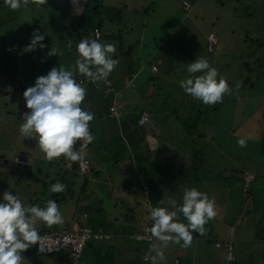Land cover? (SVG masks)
<instances>
[{"label":"rangeland","instance_id":"rangeland-1","mask_svg":"<svg viewBox=\"0 0 264 264\" xmlns=\"http://www.w3.org/2000/svg\"><path fill=\"white\" fill-rule=\"evenodd\" d=\"M69 1L74 11L72 13L78 14L77 12L81 9V0ZM183 2L184 4L186 3L185 5L188 8L185 7ZM102 3L103 5L112 6L113 13L117 11H115L117 8L121 10L120 17L116 20L118 24H113L112 29L115 30V27H118L122 31H126V28H133L132 36H129L128 40L125 39L124 45L138 43V46L136 45L137 48L133 52V55L137 53V57L133 56L132 59L126 60L117 54L119 43L117 44L115 40L112 41L117 49L112 58L118 59L119 63L110 73L107 81H102L107 83L110 78H117L118 73L127 72L129 68L125 67V63H130L135 73L131 81L125 84V88L120 95H126V99L129 98L130 104L133 103L138 106L142 104L145 107H149L148 103L150 101L148 102L147 97H150L152 110H155L152 113H155V115L152 118V113L146 110L145 112L150 115V120L155 118V121L160 124L155 125L153 132H149V137L145 138L149 145L146 148H141L143 144L139 145L137 149L138 155L136 149L128 144L126 135L125 133L123 134V130L120 128L119 117L114 115L115 119H113L109 114L107 115L106 111L102 112L99 118H95L92 122L94 140L88 150H86V146L82 141L81 153L86 156L87 151L91 161V171L86 173L87 171L79 170L81 175L72 177V183H75L74 185L71 184L73 196H69L67 201L62 202L59 206L62 205L60 211L63 216V223L69 222L72 226L74 221L79 219L82 211H84L87 216L81 217V220H86L88 225L93 228L103 225L106 230L114 231L118 236L119 233L114 230L113 225L108 221H115L114 225L123 227V225H130L132 222L138 225L147 220L145 208L148 209L149 207L145 205L143 196L139 194L145 178L139 171L140 164L138 166L134 165L136 164L134 155L140 156V160L143 159L141 161H150L146 178L153 180L152 176L159 174L161 187L167 184V176L173 177L172 173L174 172L171 168L169 169L170 163L168 162H172L174 154L169 149L174 148L179 143L182 129L181 126H177L171 111L185 101L195 100L188 94L183 97L184 92L180 87V81L190 78L192 75L187 72L188 64L195 62L196 59L201 57L206 58L210 67L218 70L217 79L219 80L220 77H223L227 82H231V84L228 83L229 88L231 90L235 89L236 83L239 82V72L235 67L237 62L233 58L241 53L243 47L239 40L246 32H251L253 29L254 32L255 30L260 32V29L264 31V0H102ZM0 7L6 12L9 9L13 15L17 11L6 7L3 0H0ZM38 7L39 3L31 5L27 1V8L18 9V11L23 10V12L15 19L17 21L16 25L20 30V32L17 30V34H19L17 40L0 39V202H3L4 192L9 191L13 195L18 196L25 206L31 205L28 202L29 199L31 202L35 199L34 193H31L33 190L37 193L41 191L42 186L39 182H36V178H44L47 181L46 194L39 199V202L45 201L43 205L46 206L47 201L51 199L49 196L55 194L49 190L50 186L60 182L65 185V190L62 192L65 193L69 186L65 182V178L67 177L69 181L71 172V163L65 157L54 159L59 162L60 166L55 165L54 168H57V170L52 171L48 178L41 177V174H32L30 177L27 175V167H15L14 164V162L26 165L31 163L32 167L37 165L38 158L44 155L40 151L34 136L27 138L19 132V127L24 122L22 119L23 115L29 111L26 107L23 93L28 87L35 85L38 77L46 76L53 67L59 68L60 65H63L66 70H73L76 61L72 58L57 61L58 58L49 55L52 47L59 48V42L45 26L29 24L30 34L26 35L24 29L29 20L28 15L30 16L31 13H44V10ZM248 16L255 18L248 21ZM37 30L41 35H44L45 39L42 43L46 47L40 49L37 46L32 52H24L23 49L30 44L33 32ZM210 33L218 38V44L212 52H209L207 48V38ZM45 51L46 54H43ZM169 62L173 65L171 73L169 75L162 74V71L159 73L158 63L166 67ZM151 63L157 66L156 69H153ZM227 63H229L228 68L225 65ZM201 74L196 73L195 75ZM258 74L260 80L257 86L264 94V71H260ZM80 76L78 70L74 71L75 79ZM224 97L228 96L225 94ZM259 100L254 99L252 101L258 104ZM229 105L230 102L226 104L223 100L220 109L228 110L227 107ZM226 112L221 114L218 111L214 116L213 114L210 115V122L215 119L217 122L214 128H206L208 126L206 124H201L200 127L204 128L201 131L203 134L202 139L210 142L211 146H213V152L218 158L214 165L216 172L217 169L218 171L226 169V172H228L230 169L246 167L247 162L250 161V157H248L250 152L244 149L246 147L242 149H244L243 152H247V157L244 156L241 150H238L240 152L239 155H232V153L216 146L221 145L224 141L227 143L225 137L228 131L238 126L236 120L231 123L232 116H228L225 114ZM165 119L170 121H165ZM171 121L176 125L172 123L171 125ZM214 129L217 131H214ZM236 132H238V129ZM258 135L259 133L255 132L253 137L258 138ZM165 144H167L166 147ZM168 145L170 146L168 147ZM216 150H219L221 154L217 153ZM19 152L27 153L29 157L20 159L18 156ZM150 154H157V156L151 158ZM16 155L17 157H15ZM251 157L254 158L252 155ZM141 161L137 162L141 163L143 167L144 165ZM44 162L45 166L48 167V160L44 159ZM259 162V166L254 164L252 167L257 176L264 174V161L259 160ZM48 170L50 169L48 168ZM179 172L187 174L185 169ZM64 173L65 176L63 177ZM163 175L166 177L163 178ZM180 176L181 178L183 177V175ZM189 176H191L190 173ZM227 178L232 179L229 182L232 183L233 187L235 186L234 192L230 193L232 200L228 208L232 210L233 206H236L239 202L243 206V211L249 210V206L245 202L246 196L239 189L241 182L234 180L230 176H222L217 181L220 186L216 187L212 184L209 187L208 185L205 190L210 199H215V210L217 212L216 217L209 221L210 223L223 219L225 223L228 220V217L225 218L228 216L227 214H232L231 211L216 204L217 201L224 197L223 193L228 192L222 189L224 185L226 187V181L222 179ZM172 179L174 181V178ZM83 182L85 183L86 191H81ZM184 184L186 185L187 183ZM251 185L252 196L247 199H253L251 214L257 213L259 222L262 215L260 209L264 206V179L258 178ZM185 188L188 187L186 186ZM226 189H229V187H226ZM182 197L183 191H180L178 198L181 202ZM86 200L87 204H85ZM95 201H100L101 206ZM164 206L170 211L175 210L170 204ZM106 220H108L107 224ZM42 223L38 222L37 224L40 225ZM77 223L81 224L79 220ZM254 231L253 227L250 233L254 234ZM218 233L219 237L223 236L220 231ZM256 235L258 240L262 239L264 237V229L261 228ZM195 241H192V247ZM97 242H102V251H106L108 246L113 249L112 259H114L112 264H123L125 261L129 264H151V260L143 262L142 258L149 252V248L152 245L148 242H121L120 240L110 243L104 240H92L89 243L94 244ZM156 243L159 242L157 241ZM116 244H119L118 249L114 246ZM236 245L246 249V243L237 240ZM188 248L169 243L168 247L164 249L165 259L163 261L158 260V264H174L175 256L180 260V264H183ZM221 249L224 259H221L220 264H226L225 250L223 247ZM98 252L99 248L91 255H88L91 261L95 260L94 257ZM151 255H155V253ZM42 256L51 264L57 262V259L53 258L54 255L44 254ZM23 258L21 264H30L32 261L28 256L24 255Z\"/></svg>","mask_w":264,"mask_h":264},{"label":"trees","instance_id":"trees-1","mask_svg":"<svg viewBox=\"0 0 264 264\" xmlns=\"http://www.w3.org/2000/svg\"><path fill=\"white\" fill-rule=\"evenodd\" d=\"M29 4L35 5L36 3H39V0H27ZM23 2V0H22ZM99 4V5H98ZM44 10V13H31L27 23V26L25 27L26 35H29V24L35 25H42L48 28L49 31H51L52 35L55 36L57 41L59 42V49L63 51V55H57L53 56L55 58H58L59 60H66L72 58L73 60L78 59V53L76 46L82 39H96L98 42L104 44V43H113L112 41H117L118 44V55L123 59H132L133 56L137 57V53L133 55V52L138 46V43L124 45L125 39H127L129 36H132L133 28L129 27L126 28V31H122L118 27H115V30L112 29L113 24L116 23V20L120 17V11L119 8L115 9V13L112 6L103 5L102 0H81V9L78 14L72 13L74 12L72 10L71 4L69 0H47L46 4L41 5L39 3V7ZM100 8V10H99ZM6 12L2 7H0V39H13L17 40L18 35L17 30H19V27L16 25L17 19L22 11H16V13L13 15L12 12L9 11V9ZM144 11V10H142ZM136 13V11H135ZM57 14V15H56ZM252 16H248L247 20L251 21ZM264 19V18H263ZM256 22V21H254ZM145 29V28H144ZM260 29V28H259ZM31 31V30H30ZM95 31L98 32V36L95 34ZM20 32V30H19ZM18 32V33H19ZM23 32V31H22ZM217 38V36H216ZM128 40V39H127ZM71 41V50H69L68 45ZM240 44L242 45L241 53L237 54L233 59L237 62L236 63V69L239 72V77L235 89L230 91V93H227L223 100L226 102V104L230 105L227 107L228 110H222L220 109V105H222L223 101L219 103L218 105L210 106V105H204L200 100L195 99L194 101L188 100L184 103H181L178 107L174 108L171 111V115L173 119L176 121L177 126H181L182 134L181 139L179 143L176 144L174 148L169 149V151H172L174 154V157L172 158V162L170 163L169 169L171 168L174 173L173 177L176 182V189L175 192L178 194L180 191L184 189V187H195L198 191L206 192L205 190L208 188V185L215 184V180L220 178L222 176L225 177H231L234 178V180H237L238 182H241V185L239 186L240 191L246 196V199L249 196H252V190H251V184L258 178L264 179V174L261 176H257L256 172L253 171L252 167L255 165L259 166L260 162L258 161H264V94L263 91L259 90V87L257 86L259 82V72L264 71V31L260 29V32L258 30L254 29L251 32H246L243 37L239 40ZM114 44V43H113ZM218 44V38L216 44L212 47V52L215 48V46ZM137 45V46H136ZM169 53V52H168ZM171 53V52H170ZM43 54H46V51L43 52ZM1 56V55H0ZM171 56V55H170ZM171 58V57H170ZM233 62L235 63V61ZM56 62V61H54ZM159 65V73L162 71V74L169 75L171 71L173 70V65L169 62L168 65L165 67L163 64ZM153 63H151V66ZM228 68L229 63L225 64ZM231 65V63H230ZM125 67L129 68L127 72L122 71L121 74L118 73L117 78H110L109 82L104 83L102 80L96 82H92L88 78L84 76H80L76 79L77 83H81V86L86 89V97L85 100L82 102L81 107L85 111H90L94 119L99 118L102 112L106 111L107 115L109 114L110 117H113L115 119V116L112 115L110 108L115 107L117 110V116L119 117V125L120 128L123 130V134L125 133L127 142L131 147L137 149L139 148V145L143 144L141 148H146L149 144L146 137H149V132H153L155 129V125L160 124L157 121H155V118L152 119L155 115L152 112H155V110H152V104L151 98L147 97L148 105L149 107H145V105H135L133 103H129V98L126 99V95H120L121 91L125 88V84L127 82L131 81L132 76L134 75V71L131 68L130 63H125ZM230 67V66H229ZM223 70H225L222 67ZM124 73V75H123ZM127 73V74H125ZM152 79V77H150ZM149 78V80H150ZM243 79V80H241ZM218 80V79H217ZM237 80V81H238ZM227 83L231 84L230 81ZM182 89V88H181ZM183 90V89H182ZM233 91V92H232ZM184 92V91H183ZM182 92V93H183ZM147 95V94H146ZM187 94L184 92L183 97H185ZM261 95V96H260ZM129 97V96H128ZM261 97V98H260ZM226 98V99H225ZM254 99H260L258 104H255ZM145 102V101H144ZM183 102V101H182ZM226 108V107H225ZM232 108V109H231ZM220 109V110H219ZM146 111H149L151 114V120L149 115V120L144 125H139L138 120L141 117L142 113ZM220 111L221 114H224L222 112H226L228 116H232V122L234 123L235 120L237 121L235 129L233 130H227L228 134L225 137V140L221 145H216L218 148H223L224 150L230 152V153H236L239 155V150L243 152L244 149H246L248 152H250V156L247 154V152H243L244 156L248 155L250 157V161L247 162L246 167H241L239 169H230L228 172H226V169L220 170L219 175H215L212 173H207L208 171H211V169H214L215 167L212 165L216 160H218L217 156L213 152V146H211L210 142L205 141L202 139L203 134L201 131L204 130V128H200L201 124L208 125L206 128H214L216 126V119L213 120V122H210V115ZM147 113V112H146ZM89 124V131L94 136L93 133V127L92 122ZM170 121L168 119H165V121ZM152 121V122H151ZM174 124V122H170V124ZM171 124V125H172ZM238 129V132L236 130ZM214 131H217L214 129ZM252 131V132H251ZM251 132V133H250ZM258 132V138H254L252 135ZM214 139V137H213ZM239 139H245L247 141L246 148L242 149L238 146L237 141ZM215 140V139H214ZM171 144V143H170ZM167 144H165L166 147ZM209 145V147H208ZM237 145V148H236ZM83 146L82 141H77L74 145V150L78 151L82 157V159H85L87 156L82 155L81 153V147ZM91 144L86 145V150H88V147L90 148ZM170 145H168L169 147ZM211 146V147H210ZM205 148V150H204ZM217 153H219V150H216ZM215 151V152H216ZM137 154L139 155L138 151ZM136 154V155H137ZM136 164H140V170L142 173L143 178H146L147 172L150 167V161H141L140 156H136ZM182 155V156H181ZM251 155L255 158H252ZM18 156L20 159H27L29 156L27 153L19 152ZM151 158H154L157 156V154H150ZM3 157V156H2ZM17 157V155L15 156ZM214 159L212 160V158ZM247 157V156H246ZM59 158H64L63 156ZM211 158V159H210ZM39 161L37 165H33L31 167V163L29 165L26 164H20L15 163V167L23 166L27 167V175L30 177L32 174H41V177L48 178L50 173L52 171L57 170V168H54L55 165L58 167L60 164L56 160L48 161V167L45 166L44 162V155H41L40 158H38ZM81 159V160H82ZM90 159V158H89ZM46 160V159H45ZM70 161V160H69ZM137 161H141L144 165L141 166V163H138ZM71 163V172L69 181L67 177L65 178V182L69 185L66 189L65 193H58V194H51L49 197H51V200H55L58 204V206L62 203L67 201L69 196H73V188L71 186L75 183H72V177L81 175L79 172V161L72 162ZM222 164V163H221ZM220 164V165H221ZM35 167L34 169H32ZM48 168L50 170H48ZM224 168V167H223ZM226 168V167H225ZM185 169V172L187 174H184L183 172H179ZM151 171V170H150ZM13 172V171H12ZM191 176H189V173ZM251 173L253 175V179L248 182V187L243 190L242 186L244 183V173ZM183 175L181 178L180 175ZM226 174V175H224ZM185 175V177H184ZM65 176V173L63 174V177ZM150 176V175H149ZM154 179V187L151 186V189L148 188V186L144 187V185H141L139 194H141L145 199V205L147 206V203H149V208L145 211L147 214L151 212V209L153 207H165L164 205H168L167 203L160 205L158 204L159 201L164 199L167 201V196L165 195L166 191L164 188V185L160 188L161 191H158V187H160V175L154 174L152 176ZM166 177L163 175V178ZM149 179V178H148ZM226 181V187H229V189H226L225 185L222 188L224 191L227 190L228 192H234V187L231 182L228 183V181L232 180L230 178L222 179ZM36 182H39L41 187V191L37 193L35 190H33L31 193H34L35 199L31 202L30 199L28 202H30L31 205H38L40 207H44V202H39L40 198H43L45 196V192L47 191V181L44 178H36ZM34 182V183H36ZM84 183V182H83ZM184 183H187L186 185ZM85 184V183H84ZM220 186V184H217ZM86 187V186H85ZM84 189H81V191H85ZM157 188V189H156ZM32 195V196H33ZM177 199L180 202V199ZM30 198V196H29ZM170 199V198H168ZM252 199V198H251ZM223 202L224 199H221ZM95 203L100 204V201H95ZM229 203V202H228ZM231 205V204H230ZM180 206V205H177ZM61 206H59V209L61 210ZM88 207V206H87ZM243 206L238 202L236 206H233V209L225 208L228 211H231L232 214H227L228 216H238L240 213L244 214L242 210ZM261 218L258 222V216L256 218V221L253 222L252 228L254 227V235L257 234V232L262 228L264 229V206L262 209H260ZM61 212V211H60ZM247 212V213H246ZM258 212V211H257ZM246 214H248V210L245 211ZM85 216V214H84ZM148 216V215H147ZM178 216L180 217L179 222H183L187 224V220L183 217L182 213H178ZM78 220H75L74 222L77 223ZM212 221V220H211ZM64 222V220H63ZM105 222V221H103ZM115 222V221H114ZM114 222L111 224L114 225ZM107 223V221H106ZM71 223L65 222L62 225H54L52 227H48L44 223L40 225H36V228L40 235L43 233H48L51 231H59L63 229H70ZM78 224V223H77ZM216 222L213 223L208 222L205 225L206 228V235H199L198 233L193 232L192 235H195L196 238L202 239L203 237L206 238L208 243L214 242L219 237V233H216L214 230ZM79 226H90L86 224H78ZM94 231L102 229L103 231L106 230L105 226H99L98 228H93L90 226ZM251 228V229H252ZM118 228L114 227V230ZM108 231V230H106ZM105 238L95 239L98 241L104 240ZM92 241V240H91ZM102 242L97 243H89L86 242L82 253H81V262L83 264H112V251L113 249L107 247L106 251H102ZM221 248L223 247L220 245ZM99 248V252L94 257V261L90 260V257L88 255H91L94 253V251ZM225 250V258L227 259L228 250L227 247H223ZM68 251L67 249H62L60 252L57 253H49L46 255H60L61 252ZM60 253V254H59ZM233 254V252H232ZM28 256L32 261L30 264H49V262L42 256L44 254H40L37 252L36 244L30 246L26 251L22 253V256ZM67 255V254H66ZM67 257V256H66ZM224 258V257H223ZM68 264H69V258ZM228 264H235V258L229 261L227 259Z\"/></svg>","mask_w":264,"mask_h":264},{"label":"clouds","instance_id":"clouds-1","mask_svg":"<svg viewBox=\"0 0 264 264\" xmlns=\"http://www.w3.org/2000/svg\"><path fill=\"white\" fill-rule=\"evenodd\" d=\"M3 3L11 10L27 8V0H23V3L22 0H3ZM39 3L46 4L47 0H39ZM185 7L188 8L186 5ZM44 39V35H41L38 30L34 31L30 44L23 51L32 52L37 46L44 49L46 47L42 43ZM71 47L70 41L69 50ZM76 49L79 58L76 59L73 70H66L63 65L59 68L53 67L46 76L38 77L35 85L28 87L23 93L29 111L23 115L24 122L20 125L19 132L27 138L34 136L40 151L48 161L61 156L72 162L80 161L82 157L78 151L74 150V145L77 141H83L86 146L94 140V136L89 131V124L94 116L81 107L86 97V89L81 86L82 82L77 83L74 71L78 70L81 76L92 82L107 81L108 76L119 63L118 59L112 58L117 51L113 43L102 44L96 39L85 38L77 44ZM49 55H63V51L52 47ZM187 72L192 75L180 81V87L186 94L200 100L204 105L214 106L221 103L224 95L231 91L223 77L217 80L218 70L210 67L208 60L204 57L188 64ZM196 73L202 74L196 76ZM237 144L241 148L247 147L245 139H239ZM85 159L88 162L86 172L88 173L92 168L91 161L87 157ZM49 190L52 193H61L65 190V185L57 182L52 184ZM165 203L170 204L175 210L153 207L147 214L146 222L138 231L116 229L115 231L119 233L117 236L114 231L104 230L111 235V238H105L104 241L140 242L142 240L134 239V235L143 226L149 225L150 228L147 231L159 243H153L149 252L142 258L143 262L151 260V264H158V260L165 259L164 249L169 243L181 245L183 248L190 247L194 239L192 233L206 235L205 225L217 215L215 199H210L206 193L198 191L195 187L183 190L182 205L177 206L176 200L171 198L168 201L162 199L158 204ZM178 213H182L187 224L179 222ZM38 222H43L48 227L63 223L62 213L55 200H48L44 207L25 206L22 200L12 192H4L3 202H0V264H21L24 259L22 253L43 239L36 228ZM228 240L231 239L221 240L216 243L219 246H215L226 247ZM152 253L155 255H151ZM227 259L231 261L234 257L229 255Z\"/></svg>","mask_w":264,"mask_h":264},{"label":"crops","instance_id":"crops-1","mask_svg":"<svg viewBox=\"0 0 264 264\" xmlns=\"http://www.w3.org/2000/svg\"><path fill=\"white\" fill-rule=\"evenodd\" d=\"M219 154H221V153H219ZM232 155H237V154L232 153ZM216 161H218V160H216ZM214 165H215V162L213 163V166ZM218 168H220V167H218ZM219 172L220 171H218V169H217V172L215 169H211V171H208L207 173L219 175ZM166 181H167L168 185L165 184L164 188H162V189L167 190L165 193V195L167 196L166 200L168 201L169 200L168 198H171V199L176 200V202L179 203L178 205H182V202L181 201L179 202V200L176 199L177 197H175V196L179 195V193L177 194L175 192V189H176L175 180L173 181L171 176H167ZM215 181L216 182H215V184H213V186L217 187L218 186L217 184H219L217 182L218 179H216ZM228 183H229V181H228ZM142 184L144 185V187L148 186V188L151 189V186L154 187L155 183L150 178L149 179L147 178V180L144 179ZM83 186L85 187L84 183H83ZM160 188H161V185H160V187H158V191H161ZM81 189H84V188H81ZM85 191H86V189H85ZM230 193L231 192H226L225 194L223 193L224 197L222 199H224V201L222 202L221 200H219V201H217L216 204L221 206V207L228 208V206L232 200L230 197L231 196ZM84 197H85V195H84ZM146 200L147 199H145V201ZM85 202H86L85 204H87V200ZM245 202L249 206L248 214H246L247 212L245 213V211H243L244 214L240 213L238 216H233V215L226 216L225 218L228 217V220L225 223H224V219L221 221L220 220L215 221L216 224L214 226V230L216 231V233H218L220 231L223 234L222 237L215 238L216 240L214 242L208 243L207 242L208 240L206 238L203 237L202 239H198V238H196L195 235H193V237H194L193 240H196V241L194 242L193 247L190 246L187 249L183 264H220L221 259H224L222 257L223 252H222L221 246L219 248H217L215 245L217 242H219L221 240H225V239H231L232 240V246H233L232 252H233V256L235 258V264H264V237L262 239L258 240L257 235L250 233V231L252 230L251 228H252L253 222H255L256 218H257V213L251 214L253 199H246ZM147 206L150 207L149 203H147ZM82 207H84V206L82 205ZM82 214H81L80 218L77 220H79V222L81 223L80 225H82V224L88 225V222L86 220H81V217H84V214H85V216H87V214L84 211H82ZM106 221H108V220H106ZM108 222L110 224L112 223V221H108ZM145 222H143V223H145ZM143 223L135 225L132 222V224H130V225L120 224V225H123V227H119L116 225H113V227L118 228L117 230H119V231H129V230L138 231V229L143 225ZM237 232H238V234H237ZM237 240L239 242L246 243V249H243V247L237 246L236 245ZM114 246L118 249L119 244H116ZM54 256H56V257H54ZM54 256H53V258L57 259V262H55L53 264H68V259H67L68 251H63V252H61L60 255H54ZM176 260L178 261L177 263H176ZM125 263L129 264L127 261H125L123 264H125ZM173 263L174 264H180V260L178 259V257H176V256L174 257ZM49 264H51V263L49 262ZM83 264H84V262H83ZM226 264H228V263L226 262Z\"/></svg>","mask_w":264,"mask_h":264},{"label":"built area","instance_id":"built-area-1","mask_svg":"<svg viewBox=\"0 0 264 264\" xmlns=\"http://www.w3.org/2000/svg\"><path fill=\"white\" fill-rule=\"evenodd\" d=\"M186 4V3H185ZM95 34L98 36V32L95 31ZM217 38L214 34H211L207 38V48L211 51L212 47L216 44ZM153 69H156V65H152ZM112 115H117V110L115 107L110 108ZM149 115L146 112H143L139 118V125H144L148 122ZM79 169L81 171H87L88 162L87 159L79 161ZM244 183L243 190L248 187V182L253 179V175L249 172L244 173ZM150 226H143L140 231L134 235V239L142 240L153 244L156 242V239L151 237L150 232L147 231ZM43 239L36 244L37 252L40 254H49L57 253L62 249L68 250L69 264H82L81 262V253L82 250L89 240H95L100 238H111V235L104 232L102 229L93 230L90 226H79L76 222L73 223L70 229H63L59 231H51L48 233H43L41 235ZM218 247L219 244H216ZM228 250V255H232V245L231 240H228L226 243ZM234 257V256H233ZM145 261V260H144Z\"/></svg>","mask_w":264,"mask_h":264}]
</instances>
